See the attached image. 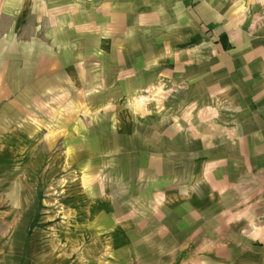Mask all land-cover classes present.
Returning <instances> with one entry per match:
<instances>
[{
    "label": "crops",
    "instance_id": "1",
    "mask_svg": "<svg viewBox=\"0 0 264 264\" xmlns=\"http://www.w3.org/2000/svg\"><path fill=\"white\" fill-rule=\"evenodd\" d=\"M155 84L171 93L142 118L132 98ZM91 103L113 110L75 117ZM63 109L87 176L21 264H264V0H0V154ZM10 234L0 264H19Z\"/></svg>",
    "mask_w": 264,
    "mask_h": 264
},
{
    "label": "rangeland",
    "instance_id": "2",
    "mask_svg": "<svg viewBox=\"0 0 264 264\" xmlns=\"http://www.w3.org/2000/svg\"><path fill=\"white\" fill-rule=\"evenodd\" d=\"M173 51L175 49L172 48L171 52ZM172 64L169 62L165 66L171 67ZM168 93L171 92L167 89L162 90L160 85L155 84L150 90L137 92L132 98L134 105L128 108L140 117L152 112L161 114L162 101ZM129 96L121 97L120 100L123 102ZM111 104L97 106L91 103L87 107L71 109H74L75 117L94 122L98 115L113 110ZM61 112L58 115L59 122L54 126L58 131L56 134L47 136L48 132L45 130L44 133H37L36 138L23 141L24 143L5 144V147H9L10 153L0 154V210L9 212L4 213V219L0 218V227H9L11 247L8 252L11 256L14 255L13 259L18 260L19 264L23 262L21 258L23 254L33 256L39 242L45 245L59 240L62 236V227L67 221L66 212L72 210L66 204L67 189L71 190L73 185L82 183V178L87 176L82 168L79 169L64 159L62 152L64 150L61 146L63 139L71 134H80L65 130L60 122L65 109ZM110 129H114V126L112 125ZM47 137L57 138L56 147L54 151L44 156L42 154V157L39 151L45 148V143L50 146ZM42 138L46 141H41ZM38 155L42 161L36 163ZM67 176H72V179L66 180ZM1 196L8 197L9 204L3 203ZM60 253L65 254L66 251L61 249Z\"/></svg>",
    "mask_w": 264,
    "mask_h": 264
}]
</instances>
